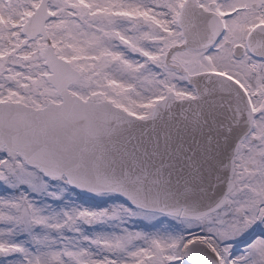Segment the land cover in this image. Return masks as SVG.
<instances>
[{"label":"snow or ice","instance_id":"6c2138e0","mask_svg":"<svg viewBox=\"0 0 264 264\" xmlns=\"http://www.w3.org/2000/svg\"><path fill=\"white\" fill-rule=\"evenodd\" d=\"M0 264H264V0H0Z\"/></svg>","mask_w":264,"mask_h":264},{"label":"rangeland","instance_id":"374dc122","mask_svg":"<svg viewBox=\"0 0 264 264\" xmlns=\"http://www.w3.org/2000/svg\"><path fill=\"white\" fill-rule=\"evenodd\" d=\"M77 192H79L77 190ZM99 201V198H96V200L92 199V195H84L83 198L80 200L82 203H97Z\"/></svg>","mask_w":264,"mask_h":264},{"label":"water","instance_id":"95a60500","mask_svg":"<svg viewBox=\"0 0 264 264\" xmlns=\"http://www.w3.org/2000/svg\"><path fill=\"white\" fill-rule=\"evenodd\" d=\"M79 191V190H78ZM86 195H92L91 193H87Z\"/></svg>","mask_w":264,"mask_h":264}]
</instances>
